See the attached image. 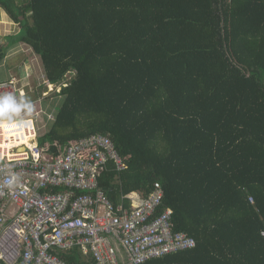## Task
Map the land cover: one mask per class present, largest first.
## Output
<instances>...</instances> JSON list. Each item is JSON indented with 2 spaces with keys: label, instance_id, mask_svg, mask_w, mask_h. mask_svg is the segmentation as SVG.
Returning <instances> with one entry per match:
<instances>
[{
  "label": "trees",
  "instance_id": "obj_1",
  "mask_svg": "<svg viewBox=\"0 0 264 264\" xmlns=\"http://www.w3.org/2000/svg\"><path fill=\"white\" fill-rule=\"evenodd\" d=\"M0 6L21 27L11 39L40 57L62 98L43 118L41 148L60 155L109 135L126 163L101 177L110 199L147 196L159 182L158 213L172 208L173 229L196 240L143 264H264V0ZM62 253L88 264L76 249Z\"/></svg>",
  "mask_w": 264,
  "mask_h": 264
},
{
  "label": "built area",
  "instance_id": "obj_2",
  "mask_svg": "<svg viewBox=\"0 0 264 264\" xmlns=\"http://www.w3.org/2000/svg\"><path fill=\"white\" fill-rule=\"evenodd\" d=\"M23 79L0 81V94L27 97L33 86ZM42 84L48 97L55 86L44 75ZM41 112L25 117L31 123L22 128L0 125V264H68L62 251L71 249L83 263L143 264L196 246L173 229L172 208L158 213L165 196L159 182L149 195L132 192L118 204L106 194L101 177L110 162L126 169L109 135L81 139L60 155L41 148Z\"/></svg>",
  "mask_w": 264,
  "mask_h": 264
},
{
  "label": "crops",
  "instance_id": "obj_3",
  "mask_svg": "<svg viewBox=\"0 0 264 264\" xmlns=\"http://www.w3.org/2000/svg\"><path fill=\"white\" fill-rule=\"evenodd\" d=\"M20 30V25L12 21L6 11L0 6V49L4 53L3 57H8V54H5L4 51L5 47L7 48L9 45V50H13V59L11 61L12 66L10 67L11 69L9 71L10 78L12 76H17L18 73H21V78H26V74H33L34 70V59L32 58L31 53H28V51L32 50V48L25 43L17 42L11 39L12 37L17 36L20 33ZM33 55L36 56L34 53ZM10 78L4 77L1 78L0 81H5Z\"/></svg>",
  "mask_w": 264,
  "mask_h": 264
},
{
  "label": "rangeland",
  "instance_id": "obj_4",
  "mask_svg": "<svg viewBox=\"0 0 264 264\" xmlns=\"http://www.w3.org/2000/svg\"><path fill=\"white\" fill-rule=\"evenodd\" d=\"M5 54H8V57H1L0 58V79L1 78H10V67L12 66L11 61L13 59L12 56V51L13 50H9V45L8 47L4 49ZM28 53H31L33 60V66H34V70H33V74L30 73L29 76L23 79V81L25 83L30 82L33 86V91L31 90V87L29 88V95L32 94L35 96V91L39 88V83H41L43 81V75H44V70H43V65L42 62L40 60L39 56H35L33 55V51L29 50ZM10 54V55H9ZM25 74V72H24ZM17 76H21V73H18ZM22 77V76H21ZM52 91L50 92V95L48 97H45L44 95H41L40 97H37V99H33L31 100L33 105H34V111L32 114H36L37 111H40V109L42 108L44 110V113L41 112V114L39 115V129H40V134H43L46 132L47 127H46V123L45 120L41 121L43 119V117L45 116V113L49 112V113H56V106L60 103L61 99L60 97L57 96H52L51 95ZM3 126V125H2Z\"/></svg>",
  "mask_w": 264,
  "mask_h": 264
},
{
  "label": "clouds",
  "instance_id": "obj_5",
  "mask_svg": "<svg viewBox=\"0 0 264 264\" xmlns=\"http://www.w3.org/2000/svg\"><path fill=\"white\" fill-rule=\"evenodd\" d=\"M34 105L27 97H17L12 93L0 94V125L4 127H25L31 123L25 119L32 115ZM14 180H9L8 185L11 187Z\"/></svg>",
  "mask_w": 264,
  "mask_h": 264
},
{
  "label": "water",
  "instance_id": "obj_6",
  "mask_svg": "<svg viewBox=\"0 0 264 264\" xmlns=\"http://www.w3.org/2000/svg\"><path fill=\"white\" fill-rule=\"evenodd\" d=\"M3 54H4V53H3L2 50L0 49V58L3 57Z\"/></svg>",
  "mask_w": 264,
  "mask_h": 264
},
{
  "label": "bare ground",
  "instance_id": "obj_7",
  "mask_svg": "<svg viewBox=\"0 0 264 264\" xmlns=\"http://www.w3.org/2000/svg\"><path fill=\"white\" fill-rule=\"evenodd\" d=\"M57 89V88H56Z\"/></svg>",
  "mask_w": 264,
  "mask_h": 264
}]
</instances>
